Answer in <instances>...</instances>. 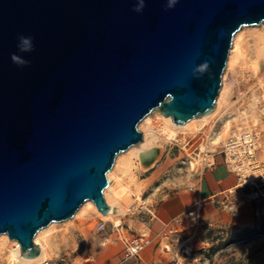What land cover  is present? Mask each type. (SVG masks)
Segmentation results:
<instances>
[{
    "label": "water",
    "instance_id": "water-1",
    "mask_svg": "<svg viewBox=\"0 0 264 264\" xmlns=\"http://www.w3.org/2000/svg\"><path fill=\"white\" fill-rule=\"evenodd\" d=\"M262 22L264 0H0V233L35 257L85 200L107 213L138 123L210 113L234 34Z\"/></svg>",
    "mask_w": 264,
    "mask_h": 264
},
{
    "label": "rangeland",
    "instance_id": "rangeland-1",
    "mask_svg": "<svg viewBox=\"0 0 264 264\" xmlns=\"http://www.w3.org/2000/svg\"><path fill=\"white\" fill-rule=\"evenodd\" d=\"M262 27H264V22L241 27L243 53L231 67H228L226 63L222 75V84L225 80L230 96L227 102L222 103L216 113L208 118V123L201 129H184L178 132L176 136L170 134L169 138L161 137L157 140L156 147L159 149V153L156 155L151 167L144 165L138 157H133L135 167L132 170H135L136 178L143 185L141 196L145 200L147 208L151 204L157 207L162 199L169 196L177 195L185 198L194 194L195 186L206 169H202V145H204L205 151L217 153L223 140L236 127L251 126L255 123L264 124V109L256 104L260 88L264 90V84L260 82V80L264 81V55L259 51V48L264 47L262 46L264 44L260 43L256 36V28ZM224 74H226L225 79ZM153 110L154 112L150 114L152 117L150 123H155L153 128V131H155L159 126L164 125V122L157 118L161 111L158 108ZM243 110L247 113L254 111L256 117L253 118L248 115L247 118H241ZM144 119L137 125L138 130L142 132V138H144L147 127ZM147 130V132H152V129L148 128ZM225 130L227 134L223 135L222 133ZM214 134L216 136L217 134L220 135L216 142H211L212 137L215 136ZM142 142L140 141L132 146L137 148ZM216 156L219 157L218 154ZM191 161L194 163L193 166H191ZM145 168L147 170H144ZM237 189L240 190L239 196L233 198L235 192L231 193L229 195L231 202L227 206V209L233 206L229 210L233 215V220L226 225L221 224V226L211 224L207 231L198 232L190 240L189 254L180 258V264H264V233H258L246 239L238 238L236 234L247 226L234 223L235 214L240 209L237 208L235 201L244 198V203L238 207H242L246 202L251 204L254 222L250 227L254 225L264 227V186L258 188L242 186ZM125 209H127L126 214L117 217L121 219V224L128 233L145 232L150 236L152 241L147 250L156 251L154 264H175L178 242L163 238L161 235L163 228L154 232L149 230L148 228L151 226L149 212L138 207L137 202L129 203ZM94 215L80 213L78 217L70 222L64 223L65 220L57 222L55 228L49 231L50 234L48 232L54 239L55 245L53 254L47 258L55 261L59 256L64 255L70 258L74 264H78L80 261H84L86 256L99 250L98 242L102 236L108 235L109 242L107 244L114 241V235L110 233V222L112 220L102 218L106 221L107 228L106 231L100 233L94 228L100 216ZM173 218L174 216L167 222H170ZM165 244L169 245V250L165 249ZM120 254L121 252L118 250L115 252L117 258L114 263L119 261ZM146 254L151 259L149 253ZM0 264L11 263L4 256L0 258Z\"/></svg>",
    "mask_w": 264,
    "mask_h": 264
},
{
    "label": "built area",
    "instance_id": "built-area-1",
    "mask_svg": "<svg viewBox=\"0 0 264 264\" xmlns=\"http://www.w3.org/2000/svg\"><path fill=\"white\" fill-rule=\"evenodd\" d=\"M256 104L264 109V90L260 88V93L256 99ZM202 169L212 167L215 164V155L218 154L222 162L230 173L237 179V186H249L258 188L264 186V124H253L251 126L242 125L236 127L221 143L217 153H210L202 150ZM228 193H233L230 191ZM226 199V197L224 198ZM245 199L235 201L236 206H241ZM138 207L146 209L151 215L149 208L145 206V200L141 196ZM224 202L223 206H228ZM201 200H198L192 207L182 209L174 218L168 222L161 231L163 238L178 242L175 264H180V258L189 254L190 240L198 232L207 231L211 223L206 222L201 216ZM97 232L106 231L107 223L99 218L94 226ZM110 233L114 235L113 240L121 243L120 259L115 264H140L141 253L147 248L152 239L145 233L130 234L125 230L121 222L115 224L110 222ZM109 242L108 235L102 236L101 245ZM169 250V249H168ZM91 255L84 258L90 260ZM38 264H74L70 258L62 255L55 261L45 258Z\"/></svg>",
    "mask_w": 264,
    "mask_h": 264
},
{
    "label": "bare ground",
    "instance_id": "bare-ground-1",
    "mask_svg": "<svg viewBox=\"0 0 264 264\" xmlns=\"http://www.w3.org/2000/svg\"><path fill=\"white\" fill-rule=\"evenodd\" d=\"M246 26V25H245ZM243 27V26H242ZM255 29V28H254ZM242 30L241 28L236 31V33L233 36L232 39V45L230 47L229 53H228V58H227V66L231 67L232 65L235 64V62L238 61L239 57L243 53V39H242ZM256 36L257 39L260 41V43L264 44V27L262 28H256ZM264 46V45H262ZM260 52L262 55H264V47L259 48ZM258 53V52H257ZM257 70V68H255ZM226 74H224V79H225ZM260 82L264 84V81ZM230 96L229 91H228V85L223 81V84L220 88L218 97L216 99V104L214 109L208 113V114H203L201 116L193 117L186 121L183 124H176L172 121L170 116H165L162 114V112L157 115V118L161 119L164 122V125L159 126V128L155 129L154 124L150 123V119L152 117L150 114L154 112L152 110L147 116H145L144 121L147 124V127L145 129L144 133V138H142L143 142L136 148L132 147L128 148L124 152H119L116 157L114 164L112 168L107 172L108 173V178H109V184L106 186L103 190L105 200L107 204L109 205L110 209L107 213L102 214L95 206L93 201L91 199L85 200L82 205L77 209L75 214L64 221V223L72 221L74 218L78 217L80 213H83L85 215H91L95 214L97 216H100L101 218H109L113 216V214L117 211L115 205L111 202V196L112 198H119L123 197L126 201V198H139L138 193L133 191L129 185V183L125 182V176L131 177L132 176V169L135 167V163L133 160V157H138L139 161L141 160L142 163L146 166L150 165L155 159L156 155L159 153V149L156 147L157 145V140H159L161 137H170L169 135L172 134L175 136L177 135L178 132L184 130V129H193V130H198L203 128L207 123H208V118L212 117L216 111L218 110L219 106L227 102L228 97ZM255 98V96H254ZM242 117L241 118H247V116L250 115L255 118L256 114L254 111H251L250 113H247V111L243 110L242 111ZM251 118V119H253ZM249 123V122H248ZM145 124V125H146ZM160 125V124H159ZM152 129V132H147V129ZM227 130V129H226ZM224 131L222 134L225 135L227 134V131ZM149 133V134H148ZM215 133V132H214ZM211 135V134H210ZM215 135V134H214ZM220 134L215 135L212 137L211 142H216L218 139V136ZM138 145V144H137ZM201 149H205L204 145L201 146ZM197 159V158H196ZM194 163L191 161V166H193ZM137 166V165H136ZM135 172V171H134ZM133 178V177H131ZM128 179V178H127ZM128 181V180H127ZM130 182V181H129ZM118 205V204H117ZM118 207V206H117ZM120 210V208H119ZM124 210V209H123ZM121 210V211H123ZM118 213V212H117ZM116 213V214H117ZM119 214V213H118ZM115 216V215H114ZM57 225V221H53L50 224H48L46 227H43L37 231V233L34 235V243L37 244L40 248V253L39 255L35 257H25L21 255L20 251V244L17 240L15 239H10L9 236L6 233H0V258L4 257L6 260L11 263V264H38L40 261L47 257H51V255L54 252V239L51 237L50 230H53L55 226ZM49 232V234H48ZM168 245V244H167ZM165 245V248H169V246Z\"/></svg>",
    "mask_w": 264,
    "mask_h": 264
},
{
    "label": "crops",
    "instance_id": "crops-1",
    "mask_svg": "<svg viewBox=\"0 0 264 264\" xmlns=\"http://www.w3.org/2000/svg\"><path fill=\"white\" fill-rule=\"evenodd\" d=\"M153 162L149 165L150 167L153 165ZM144 170H147V168H145ZM132 171L133 172L131 177L133 178L127 177V179L125 176V182L129 183L131 189L138 193L139 198L127 197L125 201L123 197L112 198L111 196V202L114 205L116 204L115 207L117 211L111 218H107L106 220H112V222H114L115 224L122 222L121 219H119V217L117 216L126 214L127 209H125V207L128 206L129 203L141 202L143 185L136 178V174L134 172L135 170ZM237 188H239V186H237L236 176L233 173L227 171L221 157L216 156L214 166L207 167L201 174L198 183L195 186V192L193 195L185 198L179 197L177 195L169 196L162 199L157 207L152 206V204L149 206V211L151 213V215L149 214L151 226L148 229L154 232L157 229L164 228V226L168 223L167 221H169L172 216L178 214L182 209L190 208V206L192 207L198 200H201V216L206 222L218 226H221V224L226 225L230 223L231 220H233V215H231V212L229 211L230 208H233V206L227 209V206L224 208L223 204L224 202H228V204H230L231 202L229 200V195L231 193L228 192H235L233 198H237L239 196L240 190ZM225 197L226 199H224ZM237 208L240 209L235 214L234 223L241 226L252 225L254 222V214L252 212L251 204L249 202H246L245 205ZM99 243L100 240L98 242V247L100 248L98 251H96V253H93L91 255L92 258L87 261H80L78 264H115L114 262L117 258V256H115V252L117 250H121V243L115 240L104 246H100L101 244ZM147 249L148 247L145 248V250L141 253L140 264H154L153 260L156 257V251H148ZM165 249L168 250L169 248ZM146 253H149L151 259L147 257Z\"/></svg>",
    "mask_w": 264,
    "mask_h": 264
},
{
    "label": "clouds",
    "instance_id": "clouds-1",
    "mask_svg": "<svg viewBox=\"0 0 264 264\" xmlns=\"http://www.w3.org/2000/svg\"><path fill=\"white\" fill-rule=\"evenodd\" d=\"M140 9H136V11H139ZM21 43L24 47L21 48L22 51H31L32 50V38L31 37H20ZM11 59L14 63L18 64H26L27 61L21 60L18 56L15 54L12 55Z\"/></svg>",
    "mask_w": 264,
    "mask_h": 264
},
{
    "label": "trees",
    "instance_id": "trees-1",
    "mask_svg": "<svg viewBox=\"0 0 264 264\" xmlns=\"http://www.w3.org/2000/svg\"><path fill=\"white\" fill-rule=\"evenodd\" d=\"M258 233H264V227H259L258 225H254L252 227L247 226L242 229L239 233H237L238 238H249L251 236H254L255 234Z\"/></svg>",
    "mask_w": 264,
    "mask_h": 264
}]
</instances>
